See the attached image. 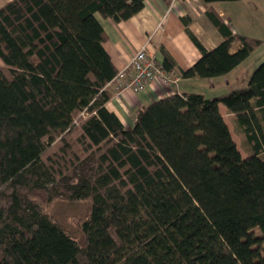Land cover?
I'll return each mask as SVG.
<instances>
[{"label": "trees", "instance_id": "trees-1", "mask_svg": "<svg viewBox=\"0 0 264 264\" xmlns=\"http://www.w3.org/2000/svg\"><path fill=\"white\" fill-rule=\"evenodd\" d=\"M145 1L0 6V264H264V62L246 86L155 99L125 126L106 107L118 69L98 14L127 20ZM200 1L222 40L206 48L183 17L202 55L182 75L212 78L261 41L214 6L238 0ZM173 63L166 53L164 67ZM63 194L88 202L80 236L42 204Z\"/></svg>", "mask_w": 264, "mask_h": 264}, {"label": "crops", "instance_id": "crops-1", "mask_svg": "<svg viewBox=\"0 0 264 264\" xmlns=\"http://www.w3.org/2000/svg\"><path fill=\"white\" fill-rule=\"evenodd\" d=\"M220 4L221 2H216L215 9L235 33L243 34L231 25L229 20L231 18L225 17V8ZM183 17H189L190 29L206 48L213 49L222 40L221 33L206 15L205 7L200 0H173L170 5L163 0H146L144 8L139 13L121 21L104 18L98 14L107 34L104 47L118 70L130 62L138 49L147 45L163 66L165 54L168 53L173 59L174 66L167 70L179 77L178 85L167 87L157 79L145 92L135 93L127 90L122 95L116 93L114 85L107 84L105 88L111 92V97L106 107L114 112L125 126H133L137 111L155 99L185 92H201L207 97H214L248 85L252 70L245 69V65L249 56L227 74L207 78V90H196L203 78L184 77L182 71L192 66L202 53L186 31ZM239 46L240 44L237 43L234 50ZM219 106L240 150L244 156H247L251 149L248 145H245L244 149L240 147L236 134L239 133L244 143H246V136L237 124L235 114L225 104L220 103Z\"/></svg>", "mask_w": 264, "mask_h": 264}, {"label": "rangeland", "instance_id": "rangeland-1", "mask_svg": "<svg viewBox=\"0 0 264 264\" xmlns=\"http://www.w3.org/2000/svg\"><path fill=\"white\" fill-rule=\"evenodd\" d=\"M7 1L0 0V6ZM220 6L225 8V17L227 19L231 18L229 20L233 27L243 32V34L261 41L246 60L245 69H251V73H253L264 62V0L221 1ZM0 64H2L1 59ZM200 81L202 82L199 83V87L196 90H207V78H203ZM236 137L240 147L244 149L246 144L241 140L239 133L236 134ZM58 148L59 146H54L51 148L50 153L55 155ZM262 158L264 159V155ZM64 182L66 183L64 187H67L68 177L64 178ZM42 204L73 235L80 236V224L87 216L89 210L87 201L70 200L63 194L50 203L44 201Z\"/></svg>", "mask_w": 264, "mask_h": 264}, {"label": "built area", "instance_id": "built-area-1", "mask_svg": "<svg viewBox=\"0 0 264 264\" xmlns=\"http://www.w3.org/2000/svg\"><path fill=\"white\" fill-rule=\"evenodd\" d=\"M157 79L167 87L178 85L179 81V77L161 65L149 47L144 45L107 84L114 85L116 93L122 95L127 90L135 93L145 92Z\"/></svg>", "mask_w": 264, "mask_h": 264}]
</instances>
